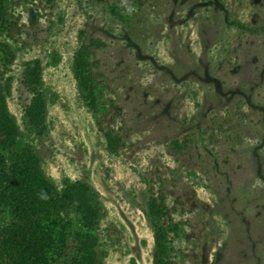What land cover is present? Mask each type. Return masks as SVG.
<instances>
[{
    "label": "rangeland",
    "instance_id": "374dc122",
    "mask_svg": "<svg viewBox=\"0 0 264 264\" xmlns=\"http://www.w3.org/2000/svg\"><path fill=\"white\" fill-rule=\"evenodd\" d=\"M7 139L0 264H264V0H0Z\"/></svg>",
    "mask_w": 264,
    "mask_h": 264
},
{
    "label": "trees",
    "instance_id": "16d2710c",
    "mask_svg": "<svg viewBox=\"0 0 264 264\" xmlns=\"http://www.w3.org/2000/svg\"><path fill=\"white\" fill-rule=\"evenodd\" d=\"M83 65H82V61L80 58V52L77 51L75 58H74V76L78 85V89L80 90V92L84 95H86L87 93V87H86V77L83 74L82 71ZM27 125H30L29 121H26ZM24 149L23 147H21V145L19 143H14L9 141V139L7 140H0V157H3V161H4V165L3 168L5 171L11 173V168H8L7 164L8 162L11 163V161L13 159L17 158V154L19 152H22ZM8 159H10L11 161H8ZM69 183V181H68ZM74 186V184H73ZM86 193H90L94 192L95 189L92 187V185H85V189ZM54 203L52 204L51 207V211L49 214L52 215V217L55 216V219L57 221H63L62 220V213H65L66 216V223H70L72 221V219H70V212L68 210V208H65V202H67V205H69V199H67L68 201H66L67 197H64L62 195H60L55 189H54ZM14 204H17L18 201L16 199L13 200ZM1 204V203H0ZM76 213L78 214V217L80 219H78V221H76L75 225L77 226V228H79V230H81L80 233L82 236L86 237V238H91L93 237L95 242L97 243L98 240V234H97V230L99 228V223H100V215L98 214V212L93 208L91 210V212L86 211V209L84 207L80 206H76ZM2 213V211H0V214ZM2 216L4 217V220H7L10 223V228L11 229H18L21 227V222L17 219L16 217V211L12 210L9 211V216L2 213ZM45 217V213H38L36 215H33L34 218H38V217ZM68 219V221H67ZM50 222V221H48ZM50 225V223H48ZM63 225H66L63 221ZM9 228V229H10ZM157 228V227H156ZM75 233H74V239H75ZM78 236V235H77ZM154 236H155V249L158 251V253H162V247L163 244L161 242V234L159 232V229L157 228V230L155 229L154 231ZM77 239V237H76ZM3 241V240H2ZM58 241H61V238L58 239ZM80 243V242H79ZM95 243V244H96ZM75 256V255H74ZM70 258L69 260L64 259V257H62V255L58 256L57 258H55L54 260L51 259V264H77L76 263V258L75 257ZM3 264H14V262L7 256L4 254V259H3ZM156 264H165V262L163 261V259H159L157 260Z\"/></svg>",
    "mask_w": 264,
    "mask_h": 264
}]
</instances>
